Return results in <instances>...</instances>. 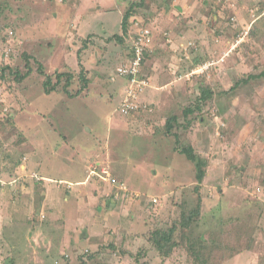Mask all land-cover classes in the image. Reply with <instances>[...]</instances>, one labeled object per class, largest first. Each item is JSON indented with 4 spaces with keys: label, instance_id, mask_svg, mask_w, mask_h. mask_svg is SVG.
I'll use <instances>...</instances> for the list:
<instances>
[{
    "label": "rangeland",
    "instance_id": "rangeland-1",
    "mask_svg": "<svg viewBox=\"0 0 264 264\" xmlns=\"http://www.w3.org/2000/svg\"><path fill=\"white\" fill-rule=\"evenodd\" d=\"M133 3L142 16L125 36ZM140 28L155 37L147 59L165 86L157 101L170 108L122 118L123 79L110 77ZM81 65L89 86L77 95ZM40 66L54 83L57 72L72 73V96L62 87L47 94ZM0 68V264H195L183 248L162 257L150 240L179 228L199 193L192 237L206 238L211 263L264 264V0H0ZM187 106L201 124L187 120ZM172 114L180 124L169 134ZM191 144L207 162L198 192L196 168L177 150ZM66 156L89 171L101 161L100 176L110 166L143 197L114 194L89 172L78 197L71 181L87 172L64 178L81 161ZM53 188L61 200L45 206Z\"/></svg>",
    "mask_w": 264,
    "mask_h": 264
},
{
    "label": "trees",
    "instance_id": "trees-1",
    "mask_svg": "<svg viewBox=\"0 0 264 264\" xmlns=\"http://www.w3.org/2000/svg\"><path fill=\"white\" fill-rule=\"evenodd\" d=\"M145 0H141V5H144ZM140 5H137L135 3H133L130 6V10L124 15L123 17V21H122V30L124 32V35H127L128 32V28L131 22V19L133 17H139L142 16L141 14H139V12L137 11L139 9ZM144 16V15H143ZM145 17V16H144ZM6 28H8L6 26ZM142 28V27H141ZM140 28V30H141ZM142 29H148L147 27H143ZM8 30V29H7ZM151 30L152 29H148ZM142 32L137 33V35H144V30H141ZM9 33H13V31H9L7 33V35ZM143 33V34H141ZM137 37V36H136ZM115 39L122 41L124 40L123 37H118L116 36ZM1 41H6V38H2ZM154 42H155V37H153V44L151 45L154 46ZM153 53V49L151 48H146L145 52H144V60H143V65L146 63V60L148 57H150V55H152ZM135 56V52L132 46L129 47V51L126 55V59L124 62L126 61H131ZM29 59H27L28 61L30 60V57H28ZM143 65L141 68V72H143ZM82 66V65H81ZM28 68H31L30 63L28 62ZM1 69V68H0ZM43 66H40V70H41V74H43L46 77V81L44 83L45 87H46V93L47 94H51L53 92H55L56 90H59L60 87L63 88V91L66 92V94L72 96L70 94L69 89L71 88L73 82H74V75L72 73H67V74H60V73H56L54 76L56 78V83H54L53 80V76H46V74L44 73L43 70ZM30 72V71H29ZM28 75V73L26 74ZM25 75V76H26ZM25 76H23V78H25ZM66 79V82L63 84V80ZM79 82H80V90L78 91L77 95H80L84 90H86L89 86V79L86 76V70L85 68L82 66L81 67V73H80V77H79ZM126 79V78H125ZM204 88V86L202 87V89ZM208 90V89H207ZM207 90H204V92L202 93L199 103V107L198 109H203V104L201 102L206 101L207 99H209L211 97V93ZM198 100V101H199ZM194 112V109L191 107L186 109L185 112V116H188L190 114H192ZM179 119L176 115H173L171 118L167 119L166 124H165V130L168 131L169 134H172L173 130L175 128L179 127ZM163 127V128H164ZM178 144L180 143V140H177ZM181 145V143H180ZM179 151V153L183 156H185L188 161H190L191 163L194 164L195 168H196V179L198 182V185L196 186V191L198 192L199 187L201 186V184L203 183L205 177H206V167H207V162L202 159L195 151V149L192 146H187L184 147L182 146L181 149L180 147L177 149ZM114 192V191H113ZM113 197V196H112ZM111 197V198H112ZM107 200V197H104ZM206 199V198H205ZM200 193L197 195V203L195 208L193 207L190 211H186L183 210L182 212V221L179 223L180 227L178 228L177 225L174 227H171L170 229L167 230H161L158 229L157 231H155L152 234V240H150V242L153 244L154 248L156 249V251L164 258H170L174 251L178 248H183L185 251L188 252V259L189 260H194L195 264H212L211 263V256L210 255H206L205 251L207 249V242H206V238H204L203 236L198 237V238H193V227L196 225V219L200 218V216L202 215V207L204 205V200H205ZM152 205V204H150ZM110 207V206H109ZM232 220V219H231ZM223 221V219L221 220ZM224 222V228L226 230H228L229 232L232 230L233 231V227L227 226V223ZM193 226V227H192ZM181 239V243L182 245L180 246L181 243H179L177 238ZM189 245H191L190 247H188ZM188 247V248H187ZM113 248V247H112ZM209 259V261L206 259ZM82 264H85V261H83L82 259Z\"/></svg>",
    "mask_w": 264,
    "mask_h": 264
},
{
    "label": "crops",
    "instance_id": "crops-1",
    "mask_svg": "<svg viewBox=\"0 0 264 264\" xmlns=\"http://www.w3.org/2000/svg\"><path fill=\"white\" fill-rule=\"evenodd\" d=\"M137 35V34H136ZM150 58H154V55L152 54V55H150ZM125 60H127V59H125ZM124 60V61H125ZM153 60H146V63L143 65V72H142V74H143V76H144V78H146V79H148L149 81H150V84L151 85H149V87H147L146 88V90H145V92L141 95V97H140V102H142L143 103V108H141V110L140 111H138V112H136L134 115H133V117L132 118H136V117H141V116H143V115H146L147 113H149V114H152V113H154V111L156 110V107H157V110H159V111H166V110H168L169 108H170V106L169 105H167V103H163V102H158L157 101V99H158V96H159V92L161 91V89H164V85H158V80H159V78H160V75L158 74V75H156L155 74V72L153 71L154 69H153V67L151 66V62H152ZM126 62H128V61H126ZM126 62H124V63H126ZM149 69H152V72H149L150 74L149 75H147V70H149ZM157 80V81H156ZM129 79H126V80H123V82H121L122 83V86H123V89H122V87L119 85V87H118V89H116V90H121L122 89V91H121V94H120V97L122 96V98H123V93H125V91L131 86V84L129 83ZM160 86V87H159ZM164 98V97H163ZM120 104H121V102H120ZM119 108V107H118ZM188 108H190L189 106H187L185 109H188ZM198 110V109H197ZM197 110L196 111H194L192 114H190V115H188V116H185L186 118H187V120L189 119L188 117L189 116H191L193 119H191V122H194L193 120H196V122H198L199 124H201L202 123V121L200 120L199 121V119L198 118H196V117H194V116H197L196 115V112H197ZM173 115H175V114H172V115H170L171 117L173 116ZM118 116H122L121 114L120 115H118ZM169 116V117H170ZM122 118H124L123 116H122ZM204 121V123L206 124L207 122L205 121V120H203ZM189 125L191 124L190 122H187ZM190 134V133H189ZM178 137V136H177ZM179 138V137H178ZM178 138H177V140H178ZM180 140V139H179ZM195 144H191V145H187V146H192L194 149H195V146H194ZM199 153V151H196V153ZM85 154H87L86 152H85ZM69 156V155H68ZM68 156H66L67 157V159H66V162L67 163H69L71 166H72V164H73V162H75L76 160L77 161H80V162H77V164L75 165V167H73V168H75V170L73 169V171L71 172V173H66V174H64V178H73V176H75V172H77L76 170H77V168H78V172H87V176H88V179L87 180H85L86 179V177L87 176H84V179H83V181L85 180V182H83L82 180H81V178H80V180H76V182H74L73 183V181H71L72 182V187L75 185V187H73V191L77 194V195H79L78 197H83L82 195V193H84L85 194V192H81V191H84L83 189H80V188H82L83 187V184H85V183H89L91 180H89V174L90 173H92V174H94L93 173V171L94 170H100V168H101V166H102V163H101V161H95V162H93V165H92V167L90 168V171H89V166H85L84 165V159H78V158H76V159H71L72 157L70 156V157H68ZM84 157H87V156H85V155H83ZM92 160V159H91ZM85 163H91L89 160H85ZM92 164V163H91ZM90 164V165H91ZM64 165L65 166H69L68 164H65L64 163ZM63 168V167H62ZM88 172H89V174H88ZM103 173H108L109 175H111L115 180H116V183H115V185H112V187H111V189H112V191H114V190H116L117 188H119L120 186H118V185H126L127 187H129L130 188V186L126 183V182H124V181H121V180H118L113 174H115V173H117V171H116V169H111V167L110 166H108V168L106 169V170H104V172ZM92 178L94 179V182L97 180V179H101L102 178V176H100L99 175V173H98V175L97 176H93L92 175ZM46 184V183H45ZM66 184H68V182L66 183ZM77 185V186H76ZM108 184H105V185H103L104 186V188L105 189H109V188H106V186H107ZM111 185H109V187H110ZM64 187H67L68 188V186H66V185H64ZM71 187V188H72ZM55 189L53 188L52 189V192L54 191ZM56 192H58L57 190H56ZM72 192V191H71ZM71 192H68L67 193V196H69V194L71 193ZM54 193V192H53ZM56 194L57 193H54V194H47L46 195V192H45V197H44V201L46 202V204H44L45 206L49 203V204H54L55 206H57V202L59 201V200H61V199H59V198H57V196H56ZM135 194L136 195H139L138 193H136L135 192ZM96 195H99V194H96ZM54 196H56V197H54ZM105 196V195H104ZM76 198V200H78V205L79 206H83V203H87V200H85V201H81V200H79V198ZM65 199H66V197H65ZM64 199V200H65ZM84 199V198H83ZM64 200H62L64 203L65 202H69V199H66L65 201ZM48 202V203H47ZM77 203V202H76ZM76 203H75V205H76ZM74 205V206H75ZM81 208H83V207H81ZM86 211H82V214H83V216L84 217H89V206H88V204H86V206H85V208H84ZM81 214V213H80Z\"/></svg>",
    "mask_w": 264,
    "mask_h": 264
},
{
    "label": "built area",
    "instance_id": "built-area-1",
    "mask_svg": "<svg viewBox=\"0 0 264 264\" xmlns=\"http://www.w3.org/2000/svg\"><path fill=\"white\" fill-rule=\"evenodd\" d=\"M152 40H153L152 36L150 37L149 35L145 36V34L143 36L139 35L135 43L136 45L133 43L134 44L133 49L135 52L134 58L131 61H128L123 65H121L117 70L116 78L129 79L131 84V86L127 90V98L121 108L122 114L126 115L132 111H138V109L140 108L137 102L139 98V94L142 93L146 89V87L149 86L148 81L142 77L141 68L145 57L144 56L145 49L151 48ZM93 173L95 175H98L97 170H95ZM104 174L106 175V177L104 178L106 181L112 184L116 183V180L111 175H109L108 173H104ZM118 186H120L119 190L126 192L127 193L126 196H128L129 193L127 192L128 191L127 187L125 185H118Z\"/></svg>",
    "mask_w": 264,
    "mask_h": 264
},
{
    "label": "clouds",
    "instance_id": "clouds-1",
    "mask_svg": "<svg viewBox=\"0 0 264 264\" xmlns=\"http://www.w3.org/2000/svg\"><path fill=\"white\" fill-rule=\"evenodd\" d=\"M152 44H153V40H152ZM124 64V63H123ZM122 64V65H123ZM118 70V69H117ZM117 70L115 71V73H113V77H110V80H111V82H113V83H116L115 81H119V79H123V80H126L125 78H116V74H117ZM141 74H142V72H141ZM142 77L144 78V76H143V74H142ZM145 80H147L148 81V79H146L145 78ZM129 83H130V81H129ZM149 83V82H148ZM150 85V84H149ZM149 87V86H148ZM147 88V87H146ZM129 89V88H128ZM146 90V89H145ZM145 90L142 92V93H140L139 94V98H138V100H137V102H138V104H139V106H140V108L138 109V111H140L141 110V108L144 106L143 105V103L142 102H140V97H141V95L145 92ZM125 97H124V99H123V101H122V103H121V105L119 106V108L117 109V114H121L122 116H125V114H122V112H121V108H122V106H123V104H124V102H125V100H126V98H127V90L125 91ZM138 111H132V112H130L129 114H126V115H130V114H134V113H136V112H138ZM95 171V170H94ZM93 171V172H94ZM92 175L95 177V176H97V175H95V174H92V173H90V176H91V180L93 179L92 178ZM103 176V175H102ZM106 177V175L104 176V177H102L101 179L102 180H105L104 178ZM94 180V179H93ZM99 179H97L96 181H98ZM106 181V180H105ZM108 182V181H107ZM106 184H108V185H115V184H112V183H110V182H108V183H106ZM63 185H66V186H68V184H66V183H63ZM126 186V185H125ZM127 187V186H126ZM117 189H119V188H117ZM117 189L116 190H114V192H112V193H114L115 194V192L117 191ZM127 189H128V193H129V196H133V200H136V199H138V198H142L143 197V195L141 196V195H136L135 194V192L133 191V190H130V188L129 187H127ZM120 191V190H119ZM123 194L126 196V192H123ZM115 197V196H114ZM152 204H158V201H156V200H153V199H151V201H150Z\"/></svg>",
    "mask_w": 264,
    "mask_h": 264
}]
</instances>
